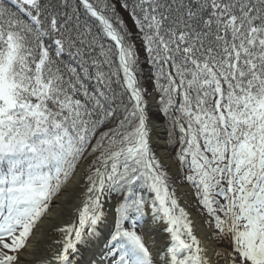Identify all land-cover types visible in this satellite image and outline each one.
<instances>
[{"label": "trees", "instance_id": "1", "mask_svg": "<svg viewBox=\"0 0 264 264\" xmlns=\"http://www.w3.org/2000/svg\"><path fill=\"white\" fill-rule=\"evenodd\" d=\"M84 1L119 36L144 104L156 94L169 149L179 154L172 160L204 215L215 218L218 241L222 231L247 233L245 214L264 208V111L251 121L264 102V0ZM105 33L77 0H0V230L18 228L7 238L15 236L12 249L47 211V200L20 205L21 196L44 190L50 201L77 164L95 155L109 161L137 130L136 100ZM225 105L222 117L210 114ZM136 159L119 161L123 174L111 188L119 199L115 241L126 245L138 240L133 226L153 187ZM237 170L247 178L236 181Z\"/></svg>", "mask_w": 264, "mask_h": 264}, {"label": "rangeland", "instance_id": "2", "mask_svg": "<svg viewBox=\"0 0 264 264\" xmlns=\"http://www.w3.org/2000/svg\"><path fill=\"white\" fill-rule=\"evenodd\" d=\"M20 1L22 3H24L25 5H29V6H32L35 3V0H20ZM78 3H80L83 10L90 13L92 16L96 17L97 19H100V18H98V16L93 14L92 11L85 8V6H84L85 4L82 0H81V2L78 1ZM102 25H103V28L105 29V31L107 32V33H105L107 36V39L112 40L113 43L115 44L117 50H118L117 55L119 56L121 66H122L123 72L125 74L124 78L126 80V83L131 88L132 96L136 100L137 110L139 113V109H138L139 99H138V96L136 94V91L134 90L132 78L129 77V74L127 73L126 68L124 66V63H123V60H126L125 55L123 53V44H122V42L121 43L119 42L120 45H118V44L116 45V43L114 42V39L112 38L111 33L104 26V24H102ZM108 26L110 28H112L110 25H108ZM95 35L98 36L97 33H95ZM98 38L99 37H96V39H98ZM15 51L16 50H14V52ZM121 55L123 56V58L121 57ZM125 63L127 66H129L127 60L125 61ZM12 66L13 65H10V66H8V68H5V71L3 74L6 75L9 73V75H11ZM13 69H14V67H13ZM12 84L11 85L8 84L9 85V87H8L9 92H11V94H13ZM234 98H237V97H234ZM152 101H153L154 106L151 103ZM142 102H143V109H144V114H145L144 116L146 118V121L150 122L152 124L153 123L160 124L163 127V130H164L163 135H164V141H165L164 143H166L165 144L166 148L170 152L171 157L175 158L174 156H178L179 154L174 153L172 150L169 149L167 123L164 122L163 120H161L162 117L159 115V114H161V112H160L159 107H158L156 94L154 92L151 93L147 98L146 104H144V100H142ZM156 102H157V105H156ZM4 105L8 106L9 111L13 110V108H12L13 103H12L9 95L6 98V101L4 100ZM0 106H3V101L1 99H0ZM257 107L254 106L252 109L251 121H253L255 119L258 120L259 114L263 113L264 102H262V104L257 103ZM2 110H3V108L0 107V113H2ZM228 111H229V109H228L227 105H225L223 107L217 106L216 110L211 111L210 114L213 115V114L217 113V115L219 117H222V115L224 113H227ZM194 121L197 123L201 122L202 116L200 115L199 117L198 116L195 117ZM251 125L254 127L257 125V122L254 121ZM146 126H147V123H145L142 119H140L139 124L134 126L135 127L134 129H137L136 131H132L129 129L128 134L129 133L131 134L133 132V137L126 139V141L123 144H121L120 147L117 149L116 154L111 159L109 158L110 160L108 159L109 160L108 162H111L112 160H114L117 157V159L115 161H113L109 166H107L108 162L104 163V160H102L104 158L103 155H101L100 157H97L98 155L92 156V158H90L84 164L83 163L77 164L75 166V170L73 172L72 178L68 182H66L58 190V192H56L55 197L52 198L50 201H49V198H46V196L47 195L50 196V194H46V192L44 190H41V191L32 190V191L28 192L27 195H25L24 197L21 196L22 197L21 200H24V202H19L18 204H20V205H22V204L29 205L26 202H28V203L34 202L33 205H35L36 201H38V200H41V199L47 200V203L45 204V205H47V211L39 212V214H42V213H44V214L42 215L41 218L38 219L37 223L35 224V226L30 231L29 236L25 239L26 241L23 244V246L21 247V249H19V244H17L15 246V248H13V249L11 248V246H9V242L11 240L15 239V236H13L9 240L4 239V237L2 239H0V264H16L18 262L20 254L24 251V249L27 246L30 238L33 236L38 224L47 215H49V213L52 211V208L54 206V201L57 198L61 197L65 188L72 181L74 175L76 174V172L78 171V169L80 167H83L84 171H85L84 182H83V186L81 187V192L83 190L84 194L81 195L82 197H78V199H80L81 202H85L88 199V194L91 192V190H92L94 184L96 183L98 177H100L101 171L103 170L102 177H104L105 184H106V190H105V193L103 196V202L107 206H111L114 202L116 208H118L119 206H117V204L119 203V199H116V197H115L116 195L114 196L110 189L113 188L117 184V180H116L117 175L121 176V174H123L121 164L119 161H121L122 159L127 158V157L134 156L135 159L137 157V159L135 161L139 164L140 163L142 164V162H140L142 160L143 161V166H142L143 172L146 173L147 174L146 177L150 181L153 182L152 190L155 193V197L152 196L151 203L148 206V210L151 211V214L153 217V221L151 222V226L157 227L158 225L165 224L168 221H171L173 226H177L179 222H184V223L186 222L189 225L192 224V222L187 221V217H186L185 213L180 208V206L182 204H185L184 203V195L177 188L181 189V188L186 186L182 182L183 177H182V174H180V170L178 169L179 174H173L171 172L170 168L161 162V160L158 156L159 152H158L156 145H151L147 139H145L143 141L142 145L139 144L140 139L142 140V137H144V135L147 131ZM131 128H133V127H131ZM132 140H133V143L131 144ZM185 144L186 143H184V144L182 143L181 146L182 145L185 146ZM134 148H136V149H134ZM132 151H135V152L133 154H131L130 152H132ZM251 151H252V149H249V150L247 149V153L245 151L244 155H247V157L250 158ZM103 152L104 151H102V153ZM95 160H100L102 162L96 161L94 165L90 166L89 164ZM148 160L150 161L151 165H149ZM236 160L238 161L239 159L234 158V161H236ZM237 163L239 164L240 162L238 161ZM155 172H157L159 174V177L161 179L160 183L157 180V175L155 174ZM240 172H241L240 170H237L233 173L236 181H238L241 178L242 179L247 178V175L242 173L243 175H245V176H243L242 174H240ZM176 186H178V187H176ZM46 191L48 193L50 191V189L47 188ZM3 198H2V200H3ZM8 198H11V194L7 193L4 201L8 202ZM9 205H12V204L9 203ZM188 206H190L193 209V211L199 215L200 219L205 224V228L210 231L211 238L213 239V242L215 243V245L218 249V251H217L218 253H216L215 258L219 259L220 264H264V208H262L263 211H261V212L258 211L255 213L245 214V217L247 218V222L244 223L243 228H247V230H248L247 233H245V231L241 228L238 231H237V229L236 230H230L231 234H227L226 231H222L220 234L221 235L220 238H222V242H220L217 239L218 238V232L216 230V220H214L215 218L214 219H211V218L208 219L204 215V212L202 211L203 210L202 207L199 208V205L196 203L194 197L190 200V203L188 204ZM41 209H42V207H41ZM113 209H115V207H113ZM41 211H43V209ZM233 212H234V210H233ZM235 213L236 212H234V214ZM147 217L148 218L146 219V222H145V220L142 221V223H140V226L138 224L136 225V227L133 226L134 230H136V228H139V229H137V230H139L138 235H137L138 242L135 243V240H134L133 243H135V245H141V247H143L144 245L147 246L145 248L143 247V250L145 249V251H147V253H148L147 260L152 261L153 264H158V261L162 260V258L159 257L158 261L153 258V253L151 252L152 249H150L149 244L146 240L145 228L147 226V220L149 219V216H147ZM214 217H216V216H214ZM103 218H105V213L101 214V220H98L99 224H103L102 223ZM231 221H233V220L230 218V222ZM230 222H229V224H230ZM114 223L116 225H118L119 220L115 219ZM228 228L232 229V227L230 225H227V228H225V229L229 230ZM126 229H128L127 226H126ZM17 231H19V230L15 226L12 229H10V231L7 232L6 234L10 233L8 235V238H9L13 234H16ZM112 231H113V229H111L110 232L112 233ZM110 232L107 236V240L111 236ZM24 233H25V231H24ZM52 235L55 238L57 245H62L63 242L68 239L67 238L68 237L67 232H64V231L60 232L59 230L58 231L54 230ZM97 236H99V234ZM167 238H169V240L171 241V237L168 236ZM260 238H261V240H260ZM107 240H105V242L103 244L104 247L106 245L105 243H107ZM151 240L156 241L155 237H152ZM224 244H227V245L230 244V245L236 246V247L233 248L231 246H226ZM174 245L169 250L171 253L170 256H172L175 259L177 264H180L182 259H183V256L178 255V252L176 250L177 249L176 244H174ZM117 246H119V245L116 244L115 242L110 243V246L108 247L109 248L108 251L112 250V248H114V247L117 248ZM17 250H18V252H16L15 255H11V253H12L11 251H17ZM113 251L115 252V258L114 257H113L114 259L110 258L106 254L105 258L103 257V261H105L103 264H120V263L121 264H142V263L143 264H149V263H144L145 260L140 261V259H138L139 255H137V257H130V256H125L124 254H121V253H116V249H114ZM50 252L51 251H49V253ZM215 262H217L216 259H215Z\"/></svg>", "mask_w": 264, "mask_h": 264}, {"label": "bare ground", "instance_id": "3", "mask_svg": "<svg viewBox=\"0 0 264 264\" xmlns=\"http://www.w3.org/2000/svg\"><path fill=\"white\" fill-rule=\"evenodd\" d=\"M146 127L147 131L139 144L142 145L147 139L151 145H156L161 162L167 165L173 174H177V167L164 143L163 127L150 122H147ZM84 173V168L80 167L61 197L54 201L52 211L38 224L16 264L104 263L103 244L112 229L113 206H107L103 202L106 184L102 176L98 177L85 202L78 199L84 194L83 190L81 192ZM180 192L184 195L185 203L180 208L185 213L187 221L192 224L179 222L173 227L171 221H168L153 227L150 219L145 228L146 240L152 253L157 261L159 257L162 258L158 264H177L169 251L174 244L178 255L183 256L180 264H220L219 259L215 258L218 249L210 231L205 228L199 215L188 206L193 198L191 192L187 187L181 188ZM103 213H105L103 224H99L98 220H101ZM54 230L67 232L68 239L62 245L56 244L52 235ZM168 236L171 237V241ZM152 237H155L156 241L151 240Z\"/></svg>", "mask_w": 264, "mask_h": 264}, {"label": "water", "instance_id": "4", "mask_svg": "<svg viewBox=\"0 0 264 264\" xmlns=\"http://www.w3.org/2000/svg\"><path fill=\"white\" fill-rule=\"evenodd\" d=\"M80 2H81V0H79ZM85 6V8H87L88 10H90V11H92L96 16H98L101 20H102V22H103V24H104V26L108 29V31L111 33V35H112V38L114 39V41L118 44V45H120V43H119V39H118V37H117V35L115 34V32L107 25V23H106V20H105V18L97 11V10H95L94 8H92L91 6H86V5H84ZM121 57L123 58V56L121 55ZM123 63H124V66H125V68H126V71H127V73L129 74V77H131L132 78V82H133V87H134V90L136 91V94H137V96H138V99H139V108H141V100H140V94H139V90H138V86H137V83H136V81H135V79H134V77H133V75H132V73H131V71H130V69H129V67L126 65V63H125V60H123ZM137 148V147H136ZM136 148H134V149H136ZM135 151H132V152H130L131 154H133ZM121 157V156H120ZM119 158V157H118ZM117 159V157L114 159V160H112L109 164H107V166H109L113 161H115ZM102 174H103V172H102ZM101 174V175H102Z\"/></svg>", "mask_w": 264, "mask_h": 264}]
</instances>
